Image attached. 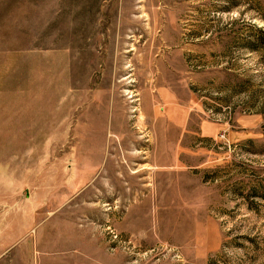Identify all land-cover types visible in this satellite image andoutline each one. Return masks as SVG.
Returning <instances> with one entry per match:
<instances>
[{
	"label": "rangeland",
	"instance_id": "1",
	"mask_svg": "<svg viewBox=\"0 0 264 264\" xmlns=\"http://www.w3.org/2000/svg\"><path fill=\"white\" fill-rule=\"evenodd\" d=\"M129 263L264 264V0H0V264Z\"/></svg>",
	"mask_w": 264,
	"mask_h": 264
},
{
	"label": "bare ground",
	"instance_id": "2",
	"mask_svg": "<svg viewBox=\"0 0 264 264\" xmlns=\"http://www.w3.org/2000/svg\"><path fill=\"white\" fill-rule=\"evenodd\" d=\"M133 97H134V96H133ZM134 99H135V98H134ZM149 99H150V98H149ZM123 101H124V100H123ZM128 102H129V101H128ZM145 103H147V102H145ZM141 105L144 107V103H142ZM124 106H125V105H124ZM143 107H142V110H143ZM146 108H147V107H146ZM124 109H125V108H124ZM136 109H137V108H136ZM144 112H145V111L143 110V112L141 113L140 118L143 117V116H145V115H144ZM148 112H149V111H148ZM143 118H144V117H143ZM142 122H143V121H142ZM142 122H141V123H142ZM136 128H137V127H136ZM139 132H140V131H139Z\"/></svg>",
	"mask_w": 264,
	"mask_h": 264
},
{
	"label": "crops",
	"instance_id": "3",
	"mask_svg": "<svg viewBox=\"0 0 264 264\" xmlns=\"http://www.w3.org/2000/svg\"><path fill=\"white\" fill-rule=\"evenodd\" d=\"M39 222V221H38ZM35 224H38L37 222L36 223H34V226H35ZM130 264V263H129Z\"/></svg>",
	"mask_w": 264,
	"mask_h": 264
}]
</instances>
